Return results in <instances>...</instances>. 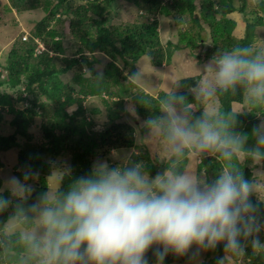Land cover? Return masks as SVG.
I'll use <instances>...</instances> for the list:
<instances>
[{
    "label": "clouds",
    "instance_id": "obj_1",
    "mask_svg": "<svg viewBox=\"0 0 264 264\" xmlns=\"http://www.w3.org/2000/svg\"><path fill=\"white\" fill-rule=\"evenodd\" d=\"M24 37L27 41L32 36ZM36 42L40 54L39 45H45ZM44 48L42 52L48 51ZM200 73L191 93L201 106L199 114L187 95L174 91L160 99L159 114L144 121L170 166L153 176L143 161L113 149L111 160L116 163L97 158L89 173L67 190L44 192L31 206L36 227L20 236L30 260L166 264L172 255L201 264L202 253L223 245L230 255L218 257L216 264H226L233 256H246L249 248L264 253V187L239 167L245 159L264 161V121L250 134L241 132L236 113L216 105L221 95L242 91L253 108H264V48L218 51ZM126 75L130 83L142 79L140 70ZM127 112L139 120L135 104L129 103ZM208 157L223 162L212 179L183 164ZM62 172L72 173V168L65 166ZM38 177V171L25 168L22 176L6 178L0 184V211L12 204V197L33 195L34 186L26 182Z\"/></svg>",
    "mask_w": 264,
    "mask_h": 264
},
{
    "label": "trees",
    "instance_id": "obj_2",
    "mask_svg": "<svg viewBox=\"0 0 264 264\" xmlns=\"http://www.w3.org/2000/svg\"><path fill=\"white\" fill-rule=\"evenodd\" d=\"M121 1L139 12L134 23L120 26L109 24L118 0H9L10 5L4 6L5 8L9 6L7 10H15L19 14L41 10L45 15L36 24L28 42L19 38L9 50L8 62L5 66L8 77L5 79L6 82L0 81V88L7 83L12 91V94L0 93V121L3 119L4 111L7 110L13 117L9 124L15 128L9 136L0 134V153L20 148L18 155L21 169L32 168L39 172L38 184L33 194L35 196L32 195L27 200L14 199L8 208L0 211V264H10L15 259L21 261L22 258L28 257L20 236L7 235L5 225L12 217H18L24 224V217L30 221L35 213L31 210L32 204L37 203L39 196L48 191L47 178L51 175L52 164L46 162L43 156L48 155L52 158L62 154L72 156V173L63 176L57 194L67 190L79 176L88 174L97 158L111 156L113 149L135 148L133 159L143 161L151 175L154 176L161 171L152 161L150 153L146 149L143 151L135 143V128L127 122H121L126 104L125 97L131 98L139 117L145 121L150 116L159 114L160 99L172 93L163 91L157 95L158 97H153L137 84L128 82V77L124 75L125 70H129V75L136 73L139 61L146 56H149L156 67L163 66L166 60L170 61L172 56L164 50L162 44L160 22L157 19L159 15L172 17L174 26L180 28L189 22L193 24L190 30L181 29L178 43L168 42L167 48L179 50L182 49L181 46L186 47L198 60L202 57L196 55L195 51L206 44L205 25L210 29L209 37L212 42V47L206 51L205 60H210L218 51L247 45L256 46L255 30L264 27V15L260 16V13H256L251 22L247 20L245 37L240 40L234 38L233 32L237 23L229 15L237 11L244 14L247 8L246 0H242L239 10L234 5V0ZM259 9L264 13V1L259 4ZM63 21L68 22L71 33L81 43L77 53L82 56L80 60L62 57L65 67L58 68L55 63L56 58L50 52L62 55L66 49L59 39V32L52 25ZM36 40L44 43L48 51L40 54L36 52ZM86 53L93 56L91 61ZM96 53H104L108 59H111L102 73L96 70V65L99 63L94 57ZM118 61L122 62L124 69L117 65ZM85 66L89 68L91 77L86 76ZM74 69L76 75L73 80L79 90L71 82L65 84L60 78L61 75H66ZM200 77L198 75L184 78L180 81L183 90L179 91L180 94L187 95L195 106L197 114L201 111V106L193 100L191 93L194 83ZM125 83L128 85L125 86ZM90 96H98L107 108L109 120L102 131L94 130L95 123L88 117L84 107V99ZM217 99L219 108L223 112L236 113L238 131L250 134L253 127L258 124L259 118L264 117V108H253L242 91L221 95ZM246 103L249 105V110L246 108L242 112L235 110L237 105L244 106ZM75 104L78 105L77 110L68 112V107ZM94 112L99 111L94 110ZM38 116L42 120L41 128L45 143L35 146L30 143L33 135L29 130ZM142 131L144 134L148 133L145 125ZM20 138L26 139L27 144L21 146ZM189 161L185 160L183 164L188 165ZM253 162L249 159H245L244 164L239 162V167L251 180H254L251 167ZM170 163L167 162L163 168L169 167ZM222 163L215 157L202 159L197 165V174L203 173L207 179H212L219 173ZM258 167L264 172V161H260ZM3 168L0 159V171ZM15 174L22 176L21 171L18 170ZM0 184H2L1 178ZM5 195L7 196L8 193L5 192ZM253 203H257L255 197ZM260 207L264 209V205ZM261 238L264 239L263 233ZM148 255L153 259L151 252ZM223 255L228 256V253H224L221 245L215 251L206 252V259L201 264H216L217 258ZM187 258L169 255L166 264L185 261ZM245 259L248 261L247 264H264V253L254 252L249 248ZM30 264L35 262L30 260Z\"/></svg>",
    "mask_w": 264,
    "mask_h": 264
},
{
    "label": "rangeland",
    "instance_id": "obj_3",
    "mask_svg": "<svg viewBox=\"0 0 264 264\" xmlns=\"http://www.w3.org/2000/svg\"><path fill=\"white\" fill-rule=\"evenodd\" d=\"M264 0H246L247 8L245 13H240V11H237L231 15H229L230 18L234 19L237 23V27L233 32L234 38L240 40L245 37L246 35V26H247V20L249 22L252 21L253 18H255L256 13H260V16H263L264 13L261 12L259 9V4L263 2ZM1 2V1H0ZM5 4V5H4ZM9 4V0H2L0 4V81L6 82L5 79L7 76V71L5 70V66L7 65V58H8V52L13 47L16 40L19 38L23 40L24 36H30L33 35V32L35 30V26L38 22H40L44 18V12L41 10L38 11H30L26 13L19 14L16 11L7 10L9 6L6 8L3 7ZM234 5L239 10L242 5V0H234ZM114 13L110 16L109 24L112 26H120L126 23H134L138 16V11L136 8L130 7V5L126 6L123 4V1L118 0V3L115 5V8L113 9ZM119 15V16H118ZM190 21L189 17H187ZM157 19L160 22L159 30L162 38V44L164 47V50L168 51L171 54L170 61L166 60V63L161 67H156L151 62V59L149 56L141 58L139 61L137 68L138 71L140 70L142 73V79L138 82H134L137 84L141 89L146 91L149 95L153 97H158L157 95L160 92H179L182 91L183 88L181 86L180 81H182L184 78H190L198 75H202L200 73V69L203 66V64L207 63L209 60H205V54L208 48L212 47L211 38L209 37L210 29L207 25H205V35L206 37V44L204 47L198 48L195 51L196 55H200L202 58L201 60H198V58L195 55H192L188 48H183L179 50L175 49H169L167 48V43L172 42L173 44H177L179 41V32L181 29H187L190 30L192 23H189L185 25L183 28H180L179 26H174V20L172 17H166L164 15H159ZM60 34V40L62 41L66 51L62 55L54 54L53 52H50L51 55H54L55 63L58 66V68H64L65 64H63L61 58H75L76 60H80L82 54L77 53L78 50L81 48V43L76 40L74 35L71 33L68 22H55L52 25ZM256 36V46L254 48H264V27H259L255 30ZM30 40V37H28V42ZM42 43V42H41ZM43 44V43H42ZM46 47V46H44ZM47 48V47H46ZM40 50V49H38ZM45 50V49H44ZM166 51V52H167ZM89 60L91 61L93 59V56L86 53ZM93 55V54H92ZM94 57H96L99 60V63L96 65V70L98 73H102L107 67L108 63L111 61V59L107 58V55L104 53H96L94 54ZM58 58V59H57ZM117 65L121 68H123V64L121 61L117 62ZM85 74L87 77H91V72L89 68L85 66ZM129 73V70L124 71V75ZM76 75V70H71L66 75H61V80L65 84L72 83L77 90L80 88L75 83L73 77ZM128 77V76H127ZM128 85L125 83V86ZM0 93H10L12 94V91H10V88L7 83H5L0 88ZM125 108L122 113V120L121 122H127L131 126H133L136 130L134 139L135 143L139 145L140 149L144 151L146 149L151 156L152 161L155 162L158 166V170H163L164 165L169 162V160L164 157L162 148L160 143L153 139L149 133H143L142 127L144 126V120H142L139 117V120H136L135 118L131 117V115L127 112V107L129 103H132V100L130 97H125ZM216 105L219 108V101L216 100ZM249 105L246 103L244 106L237 105L235 107V110L238 112H242L244 108L249 110ZM84 107L87 111L88 117L93 119L95 123V129L98 131H102L104 129V125L107 124L108 119V112L105 104L103 103L102 99H100L98 96L93 97H87L84 99ZM193 110L196 111L195 106H193ZM19 108H23L22 106ZM78 108V105L75 104L74 106L68 107V112L76 111ZM1 110H5L1 108ZM94 110H98L99 112H94ZM13 119V117L10 115V113L7 112V110L3 113V119L0 121V134L9 136L11 135L15 128L11 127L9 122ZM131 121V122H130ZM264 121V117H260L258 124ZM42 120L38 116L34 119L33 126L29 130V133L33 135V139L30 141L32 145L38 146L42 143H45L43 138V131L41 128ZM26 139L20 138L19 143L21 146L27 144ZM20 148H15L11 151L0 153V159L3 162L4 168L0 171V178L3 181L10 177V176H17L15 173L18 170L21 173L23 170L19 166V153ZM118 151L123 152H129L131 155L135 151V148L132 150L129 149H121ZM104 158V157H101ZM43 159L52 164V172L51 175H48L47 183H48V191L53 194H57L58 189L61 187L62 178L65 175L62 172V169L65 166H70L72 168V156L70 154H62L59 157L52 158L50 156H43ZM104 159H109L110 162L116 163V161L111 160V156L105 157ZM200 160L198 159H190L188 162V167L190 170H192L194 173H197V165L199 164ZM244 164L245 160L240 161ZM260 164L259 162L254 161L251 167L253 168V174H254V180L255 182L259 183L262 187H264V172L261 171V168L258 167ZM206 178V176L204 175ZM27 183V182H26ZM34 186V192L36 189V185L38 184V178L31 179L30 183ZM32 195H29L28 197L24 199L30 198ZM35 195H33L34 197ZM19 199L18 197H12V200ZM23 199V200H24ZM36 213H34V216L30 221H27L25 217L23 220H25V224L22 222L21 219L18 217L11 218L5 225V233L7 235H18L21 236V233L31 230L36 227ZM264 235V233H263ZM229 255V254H228ZM206 259V252L202 253L200 256L201 263ZM247 260L244 257H238L237 259L232 257L230 260L226 261V264H247ZM10 264H30V259L22 258L21 261H17L16 259L13 260ZM173 264H192V261L188 257L185 261L181 260L180 262L173 263Z\"/></svg>",
    "mask_w": 264,
    "mask_h": 264
},
{
    "label": "built area",
    "instance_id": "obj_4",
    "mask_svg": "<svg viewBox=\"0 0 264 264\" xmlns=\"http://www.w3.org/2000/svg\"><path fill=\"white\" fill-rule=\"evenodd\" d=\"M24 39H27V37H24ZM40 53L45 49L43 45H39Z\"/></svg>",
    "mask_w": 264,
    "mask_h": 264
},
{
    "label": "bare ground",
    "instance_id": "obj_5",
    "mask_svg": "<svg viewBox=\"0 0 264 264\" xmlns=\"http://www.w3.org/2000/svg\"><path fill=\"white\" fill-rule=\"evenodd\" d=\"M127 1V0H126ZM70 2V1H69ZM144 3V2H143ZM70 4V3H69ZM171 6V5H170ZM166 14V13H165ZM61 15V14H60ZM119 16V15H118ZM79 17V16H78ZM144 26V25H143ZM131 27V26H130ZM148 27H150V26H148ZM115 32V31H114ZM118 33H120V32H118ZM121 37H123V36H121ZM123 44V43H122ZM125 44V43H124ZM126 62V61H125Z\"/></svg>",
    "mask_w": 264,
    "mask_h": 264
},
{
    "label": "crops",
    "instance_id": "obj_6",
    "mask_svg": "<svg viewBox=\"0 0 264 264\" xmlns=\"http://www.w3.org/2000/svg\"><path fill=\"white\" fill-rule=\"evenodd\" d=\"M2 2V0H0Z\"/></svg>",
    "mask_w": 264,
    "mask_h": 264
}]
</instances>
